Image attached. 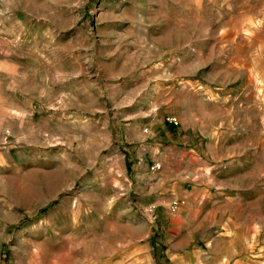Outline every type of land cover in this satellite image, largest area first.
Segmentation results:
<instances>
[{"label": "rangeland", "instance_id": "374dc122", "mask_svg": "<svg viewBox=\"0 0 264 264\" xmlns=\"http://www.w3.org/2000/svg\"><path fill=\"white\" fill-rule=\"evenodd\" d=\"M0 264H264V0H0Z\"/></svg>", "mask_w": 264, "mask_h": 264}, {"label": "built area", "instance_id": "2783aa9c", "mask_svg": "<svg viewBox=\"0 0 264 264\" xmlns=\"http://www.w3.org/2000/svg\"><path fill=\"white\" fill-rule=\"evenodd\" d=\"M166 121H167L169 124H172V125H174V126L178 125V121H177L175 118H168ZM157 167H158V165H153V166L151 167V169L154 170V169H156Z\"/></svg>", "mask_w": 264, "mask_h": 264}]
</instances>
